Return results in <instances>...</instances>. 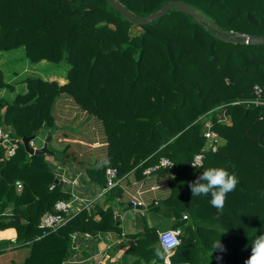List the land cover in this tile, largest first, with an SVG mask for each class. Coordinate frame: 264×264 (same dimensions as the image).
<instances>
[{
  "label": "trees",
  "instance_id": "1",
  "mask_svg": "<svg viewBox=\"0 0 264 264\" xmlns=\"http://www.w3.org/2000/svg\"><path fill=\"white\" fill-rule=\"evenodd\" d=\"M117 1L145 17L171 0ZM181 1L195 14L171 8L140 25L107 0H0V52L25 47L30 62L70 66L63 85L29 77L26 93L11 102L0 98V229L15 228V243L30 247L19 264H65L74 233L121 232L111 204L98 206L99 219L83 208L43 235L42 216L53 212L58 200L71 198L55 183L47 153L29 155L20 140L44 128L62 147L60 157L88 165L89 184L100 188L107 183L108 167L117 168L123 179L142 176L162 157L172 160L173 166L157 170L171 173L170 192L158 208L177 219L174 227L183 229V242L169 255L157 230L147 227L134 236L130 251L138 258L133 264L142 263L143 247L150 248L153 264H244L250 255L252 240L264 232V102L252 101L256 84L264 101V45L225 36L264 35V0ZM59 102L71 109L58 111ZM221 107L231 124L219 121ZM93 121L105 133V166L73 157L72 143L59 141L86 138ZM208 121L224 142L217 151L205 152L197 169L193 159L206 146ZM5 129L20 142L11 158L1 144ZM92 151L98 149L84 150L99 159ZM209 166H223L238 178L222 211L211 205L210 195L192 196L188 187ZM119 195L116 185L105 202ZM219 238L227 251L217 261L220 253L212 245Z\"/></svg>",
  "mask_w": 264,
  "mask_h": 264
},
{
  "label": "crops",
  "instance_id": "2",
  "mask_svg": "<svg viewBox=\"0 0 264 264\" xmlns=\"http://www.w3.org/2000/svg\"><path fill=\"white\" fill-rule=\"evenodd\" d=\"M43 62L45 61H41V63ZM66 67L68 70L70 66L66 65ZM42 68L38 64L30 63L25 47L0 52V98L11 102L19 93H26L28 91L26 79L29 77L57 80L61 85L68 82L64 71L60 70L52 74ZM1 82L4 84L2 85ZM57 108L58 111L63 109L66 112L71 109L61 102L58 103ZM40 132L44 133L43 137L39 135ZM49 134L53 139L54 135L47 128L37 132L36 140L37 138L38 140L37 142L34 141L35 146L42 147ZM85 134L86 138L60 137L59 141L63 140L66 144L72 143L73 147L70 153L73 157L78 156L79 159L83 157L82 159L91 162V164L105 166L108 160L105 156L106 137L104 130L98 122L93 121L91 126L86 128ZM51 141L48 144L49 148ZM76 142L84 146V149ZM89 146L98 149L97 152L92 151L91 154L94 157H97L98 154L99 159H90L89 155L84 152ZM61 148L55 142L50 148L52 152L46 154V160L56 178L59 179V184L71 194V198L68 200L70 203L68 218L74 216L81 209L87 208L96 219H99L98 206H103L106 209L111 204L115 209L116 216H120V233L116 231L103 232L97 235L74 233L75 244L72 254H70L71 258L80 260V264H133L138 258L130 251L131 244H136L134 236H139L147 227L155 228L158 233L164 229L175 228L177 219L168 216L164 209L158 208V206H162L163 200L170 192L169 176L171 173L154 171L151 174L143 173L139 177L132 173L126 178L119 179L118 184H116L122 189L121 197L119 195L114 201L105 202V196L103 198L97 197L101 186L89 184L88 165H72L66 162L64 158L60 157L62 156L60 155ZM132 200H138L141 204L134 206ZM11 209L12 206L10 205L7 212H11ZM185 215L188 216L185 213L184 218H186ZM16 237L15 228L0 229V264H19L29 255L30 247L16 244ZM149 249L148 247L142 248L140 253L141 264L154 263L155 258Z\"/></svg>",
  "mask_w": 264,
  "mask_h": 264
},
{
  "label": "built area",
  "instance_id": "3",
  "mask_svg": "<svg viewBox=\"0 0 264 264\" xmlns=\"http://www.w3.org/2000/svg\"><path fill=\"white\" fill-rule=\"evenodd\" d=\"M262 92H263V88L261 87V85L256 84L254 86V93H255L256 97L254 100H252L254 103L259 104V103L264 102L261 99ZM219 110H220L219 121L223 122L225 124H231L232 123L231 122V116L223 110V107L219 108ZM213 111L214 110H212V112ZM205 127H206V129L204 130V136L206 138V146L202 152L197 153L194 156L193 164L199 163L202 165L203 161H204V156H205L204 153L207 151H213V152L217 151L218 148L224 142V140L220 136V134L218 132H216L214 129H212L210 121H208L205 124ZM1 137H2L1 144L5 147V157L6 158L13 157L16 154V152L20 146V142L11 136L10 129H5V131H2ZM36 137H37V135H36ZM20 140L22 141V139H20ZM34 141H35V139L31 141V145L33 147H37V146H35ZM171 166H173L172 160L167 158V157H162L157 165L150 166L149 168H147L144 171V173L151 174L152 172L157 171L161 167L167 168V167H171ZM106 176H107V183L103 188H101L98 191V193H97L98 198H103L112 188H114L116 186V184L119 180L118 170L115 167H108L106 170ZM18 186L21 187V184L19 183ZM53 187H54V185L51 186V188H53ZM132 203L134 206L141 204V202L138 200H132ZM69 211H70L69 201L62 200V199L58 200L55 203L54 211L53 212H47L42 216V219H41L39 226L43 230V235H47L53 231H56L59 227H61L67 221ZM185 217L187 218L188 216L185 215ZM182 234H183V231L179 227L164 229V230L159 232V244L164 249L165 243L170 236H175L176 239H179L183 242ZM74 244H75V238H74V234H73L72 241H71V252H72V249L74 247ZM179 246L172 248L171 250L167 251V253L169 255L173 254ZM101 250H104V249H101ZM70 254H72V253H70ZM70 254L66 258L64 263L65 264H76V263L80 264V260H74L73 258H71Z\"/></svg>",
  "mask_w": 264,
  "mask_h": 264
},
{
  "label": "clouds",
  "instance_id": "4",
  "mask_svg": "<svg viewBox=\"0 0 264 264\" xmlns=\"http://www.w3.org/2000/svg\"><path fill=\"white\" fill-rule=\"evenodd\" d=\"M194 168L203 167L199 163L192 164ZM238 183V178L234 173H230L227 168L223 166H209L203 168L195 180L188 182L192 196H211L210 203L217 210H223L226 196L229 192L234 191ZM181 240L176 239L175 236H170L165 243L164 252L179 246ZM251 252L246 258L244 264H264V232L257 234L251 242ZM213 251L218 250L220 255H217V261L222 260L223 253L227 251L222 244L220 238L212 245ZM211 252V256L212 253ZM157 252V255H160Z\"/></svg>",
  "mask_w": 264,
  "mask_h": 264
},
{
  "label": "water",
  "instance_id": "5",
  "mask_svg": "<svg viewBox=\"0 0 264 264\" xmlns=\"http://www.w3.org/2000/svg\"><path fill=\"white\" fill-rule=\"evenodd\" d=\"M116 10L119 12L124 13V15L131 20H134L137 24H149L152 21H155L162 17L165 13L168 12L169 9L175 8L179 11L188 13V14H195L196 10L190 6L188 3L181 1V0H171L164 4L158 11L154 12L153 14L145 17H138L134 15L130 10H128L122 3L117 0H107ZM225 38L229 41H238L242 43H246L249 45H264V35L260 34H251L246 35L243 33H230L225 36ZM36 139V134L31 136H24L22 137V142L25 147V150L30 155H42L46 153H51L52 151L49 149L48 144L52 139L51 134L48 135L46 138L45 144L42 147H33L31 145V141ZM60 182L59 179H55V183ZM62 184V183H61ZM117 224H119L120 216H116Z\"/></svg>",
  "mask_w": 264,
  "mask_h": 264
},
{
  "label": "rangeland",
  "instance_id": "6",
  "mask_svg": "<svg viewBox=\"0 0 264 264\" xmlns=\"http://www.w3.org/2000/svg\"><path fill=\"white\" fill-rule=\"evenodd\" d=\"M31 64H38L40 67L42 66L43 68L42 69H44V71L45 70H47V71H50L52 74L54 73V72H58V71H64V73H65V75L67 76V73H68V70H67V67H66V65H68L69 66V64L67 63V62H65V63H61V64H57V63H53V62H48V61H45V62H43V63H41V62H38V63H33V62H30ZM67 70V71H66ZM40 136H44V133H41L40 132V134H39ZM36 140V139H35ZM37 140H38V138H37ZM37 140H36V142H37ZM55 142H56V139L55 138H53L52 139V141H51V146H53V144H55ZM51 146H50V148H51ZM49 148V149H50ZM51 150V149H50Z\"/></svg>",
  "mask_w": 264,
  "mask_h": 264
}]
</instances>
